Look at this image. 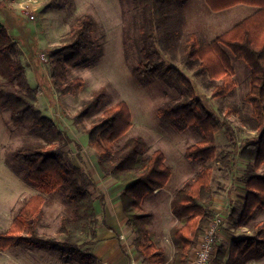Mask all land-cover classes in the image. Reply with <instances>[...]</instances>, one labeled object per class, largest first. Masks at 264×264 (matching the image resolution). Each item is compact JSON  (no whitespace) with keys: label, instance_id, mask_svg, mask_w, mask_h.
<instances>
[{"label":"rangeland","instance_id":"obj_1","mask_svg":"<svg viewBox=\"0 0 264 264\" xmlns=\"http://www.w3.org/2000/svg\"><path fill=\"white\" fill-rule=\"evenodd\" d=\"M176 6L179 11L176 16H183L185 20L180 18L181 23L173 22V34L169 36L167 32L170 31L161 21V13L170 14L171 11L165 9L164 12L158 6L143 11L134 0H7L4 7H0V26L4 30V35H0V46L7 40L10 42V47L0 53V80L11 78L12 66H23L29 84L38 90L36 108L49 116L66 136L63 141L54 143V150L68 162L80 166L91 180L89 183L86 179L83 185L93 193L96 218L103 237L106 232H111L115 238V231L107 227L122 223L121 218L117 217L118 194L121 187L125 186H120L113 177L101 172L96 164V152L87 145V130L97 122L105 107L125 101L131 113V126L117 140L116 146L128 137L140 136L146 144L145 154L160 149L164 153L165 164L170 168V177L164 188H160L156 194H147L141 202L143 211L153 210H150L154 217L150 222L153 229L165 228L158 224L164 221L166 215H170L168 209L174 193L194 179L201 168L199 159L191 160L184 155L186 147L200 139V131L194 127L179 131L157 115L158 108L167 102L188 99L182 82L174 76L162 74L169 65L176 66L189 77L195 84L197 95L205 99L222 119L230 122L236 134L237 148L244 138L256 135L250 106L244 101L250 82V70L246 63L228 52L235 87L224 96L212 98L211 91L220 81H211L205 72L199 70V62L187 59L183 51V44L191 33L196 34L200 43H208L242 16L233 15L227 25H217L224 15L232 11L231 8L224 12H212L203 0H182V5ZM83 14L90 15L94 22L92 37L97 48L88 52V57L97 60H93L89 66L68 67L66 77L82 78L83 87L78 92L61 95L48 82L47 53L69 42L70 27ZM171 27L168 26L169 29ZM147 60L157 62L160 72L137 77L134 67ZM99 88L104 89L101 111L84 118L80 124L75 123L73 116ZM42 135V131L30 123H13L9 113L0 109V232L9 229L19 209L31 195L43 197V204L37 214V231L43 238L57 237L55 233L61 217L70 213V203L61 188L44 192L29 183L23 178V172L11 155L14 149L25 142L47 145ZM215 141L217 162L211 181L215 201L213 220L217 217L221 220L214 246L221 241L218 235L220 230L225 248L244 237L264 239V232L258 234L260 228L264 229V206L255 207L251 218L242 225L237 218L242 210V197L246 193L240 177L246 170L248 160L235 157L230 168L224 166L220 160L232 150L230 142L223 130L216 132ZM261 173L262 169L258 168L256 174ZM232 211L234 218L231 219L229 215ZM171 219L172 222L167 223L169 229L179 224L174 216ZM168 236L164 235L162 239L167 241ZM132 238L133 233L128 230L127 243L133 247L131 256L137 255V262L146 264L142 256L136 253ZM95 244L94 241L91 245L83 246V249L93 252ZM244 246L248 248V244ZM31 247L20 245L0 250V264H14L13 257L19 254H47L49 264H64L57 253L49 248L37 250L39 248ZM259 252L262 253L260 258L249 260L238 253L240 259L236 264H264V248ZM127 256L130 257L129 254ZM164 259V264H171L169 255L164 256ZM68 262L65 264H81L76 259Z\"/></svg>","mask_w":264,"mask_h":264},{"label":"trees","instance_id":"obj_2","mask_svg":"<svg viewBox=\"0 0 264 264\" xmlns=\"http://www.w3.org/2000/svg\"><path fill=\"white\" fill-rule=\"evenodd\" d=\"M6 1L0 0V7H4ZM134 1L143 11L152 6H158L162 11H171L170 14L161 13V21L170 31L167 32L168 36L173 34L171 31L175 22L181 23L180 18L185 20L183 16H176L179 13L176 5L181 6L182 0ZM203 1L212 12H224L236 5L256 8L208 43H200L196 34L191 33L183 44L185 57L197 60L199 70L205 72L211 81H220L211 91L212 98L224 96L235 87L230 54L246 63L250 70V82L244 101L250 106L256 135L244 138L240 143L242 145L237 148L234 128L205 99L197 95L193 81L174 65H169L163 71V75L174 76L185 85L188 99L167 102L158 108V117L179 131L194 127L201 133L200 139L187 146L184 151L186 158L199 159L201 168L194 179L174 193L170 203L171 212L179 222L170 231V239L175 247L171 264H190L195 248L213 220L215 201L211 181L217 162L216 132L223 130L232 148L220 160L224 166L230 168L235 157L248 160L246 170L240 177L246 193L242 197V210L237 216L239 224L242 225L251 218L255 207L264 206V0ZM93 26L90 15L79 16L70 27L69 42L47 53L48 82L61 95L78 92L83 87L82 78L66 77L68 67L89 66L93 60H97L88 57V52L97 48L92 37ZM168 26L172 27L169 29ZM0 35H4L1 26ZM9 47L10 42L7 40L0 46V53ZM158 72L160 66L152 60L141 61L134 67L137 77ZM37 94L38 90L29 84L21 64L12 66L9 80H0V109L7 111L11 121L17 125L30 123L37 127L42 131L47 144L25 142L14 149L11 155L23 172V178L29 183L40 187L44 192L61 188L70 203V213L61 217L55 233L57 237L43 238L37 231V214L43 204V197L29 196L9 229L0 232V249L25 244L49 248L65 262L76 259L81 264H101L91 251L83 249V246L91 245L97 235L94 196L83 185L86 179L89 183L91 180L85 176L80 166L68 162L54 150V143L63 141L66 136L49 116L36 108ZM103 96V88L95 90L73 116V121L80 124L84 118L100 112ZM130 126L129 107L125 101H119L101 111L97 122L87 130V144L96 152V164L101 172L125 185L119 199L126 224L133 233L132 244L146 264H164L163 250L155 244L149 228L152 214L142 210L141 202L147 194L166 185L170 168L165 164V156L160 149L145 154L146 144L140 136L128 137L115 145ZM258 168L263 173L256 174ZM229 217L234 218V211ZM263 232L264 229L260 228L258 234ZM246 244L248 248L244 246ZM263 248L264 239L261 237L235 240L229 248L217 245L214 246L210 264H223L225 256L227 260L224 264H236L240 259L238 253L243 254L245 260L260 258L262 253L259 251Z\"/></svg>","mask_w":264,"mask_h":264},{"label":"crops","instance_id":"obj_3","mask_svg":"<svg viewBox=\"0 0 264 264\" xmlns=\"http://www.w3.org/2000/svg\"><path fill=\"white\" fill-rule=\"evenodd\" d=\"M230 10H232V11L229 12V13H227L226 15H224L222 20H219L218 21L219 24L220 23L226 24L229 21V18H231L233 15H236V16L238 15V16H242V17L248 15V14H250L253 11V7L245 6V5H243V6H241V5L237 6L236 5L234 9L231 8ZM96 170H97V167H96ZM89 172L91 174H93L90 169H89ZM97 172H99V171L97 170ZM113 180H115V179L113 178ZM115 181H117V180H115ZM118 184H120V186H123L124 185L121 182H119ZM123 188L124 187H121V189L119 191V194H118V200L119 201H120L119 196H120V193L123 190ZM158 191H159V189H156L153 192V194H156ZM119 201H118V205H119V211H118V213H119V215L117 217H118V219L121 218V222L122 223H121V225H117V223H115L114 225L107 227L111 231H115V233H116L115 234V238H113V236L111 235V232H106L105 233V237H103L104 236L102 234L103 231L101 230V228H99V226H98L99 223H98L97 224V235H96V238L94 240L96 244L94 246L95 249H94V251L92 253L98 258V260H99V262L101 264H139L137 262V259H139L137 257V255L135 257H132L131 256L130 250L132 251L133 250V247H131L127 243V233H128V230L129 231L131 230V228L126 224V217L122 213L121 202H119ZM94 207H95V203H94ZM214 209H215V207H214ZM95 210H96V208H95ZM150 210L153 211L152 209H150ZM150 210L149 211H145V212H149V213L153 214V212H151ZM168 210H169V214L170 215H166L164 217L165 218L164 221L163 222H159V224H158L159 226L160 225H164L165 226L164 229H162L160 227H158L156 229H153V228H151L150 224H149V228L151 230L152 237L154 239L155 244L157 243V238H159L160 235L162 234L161 235V238L159 240V244L157 246L160 247L163 250V253H164V256L165 257L167 255H169V259L171 261L172 258H173V255L175 253V247H174V245H173V243L171 242V239H170V231H171V228L169 229L167 227V223H171L172 222V219L171 218L173 217V214L171 212L170 207H169ZM152 219H154V217L151 218V220ZM220 231H218V235L220 236V240H221V241H219V245H225L226 243L222 239L224 237H223L222 233H220ZM164 235L166 237H167V235H169L167 241H164L162 239V237L164 238ZM104 238H106V239H104ZM131 243H132V240H131ZM20 245H25V244H20ZM20 245H16V246H19L20 247ZM14 247L15 246H10V248H14ZM31 248H33V247H31ZM37 248H39L37 250H41V249L45 250V248H42V247H37ZM5 249H7V248H5ZM47 249L48 248H46V250ZM0 250H3V249H0ZM167 250L170 251L169 254H167ZM136 253L138 254L137 251H136ZM127 254H129L130 257H128ZM47 258H49L47 254L46 255L45 254L44 255H42V254L41 255H39V254H37V255H33V254H31V255H27V254L21 255V254H19V255L13 257V261H14V264H49ZM58 258L57 259L61 263H64V264L67 263V262L63 261L59 256H58ZM39 260H43L44 262L43 263H40ZM226 260H227V257L225 256L224 261H226ZM223 264H224V262H223Z\"/></svg>","mask_w":264,"mask_h":264},{"label":"built area","instance_id":"obj_4","mask_svg":"<svg viewBox=\"0 0 264 264\" xmlns=\"http://www.w3.org/2000/svg\"><path fill=\"white\" fill-rule=\"evenodd\" d=\"M32 16V15H31ZM221 218L212 220L205 235L199 241L195 248L190 264H210L212 253L214 251L215 239L217 236V226Z\"/></svg>","mask_w":264,"mask_h":264}]
</instances>
